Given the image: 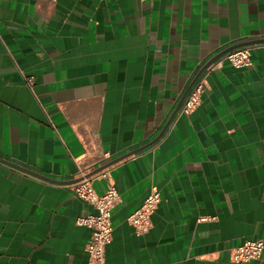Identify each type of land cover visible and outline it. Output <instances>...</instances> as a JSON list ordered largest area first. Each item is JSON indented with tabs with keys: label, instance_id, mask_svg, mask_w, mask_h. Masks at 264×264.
Here are the masks:
<instances>
[{
	"label": "crops",
	"instance_id": "crops-1",
	"mask_svg": "<svg viewBox=\"0 0 264 264\" xmlns=\"http://www.w3.org/2000/svg\"><path fill=\"white\" fill-rule=\"evenodd\" d=\"M260 40L264 0H0V157L72 181L0 161V264H93L79 191L111 186L105 264H237L264 240V41L167 123L207 60ZM152 187L139 234L127 217Z\"/></svg>",
	"mask_w": 264,
	"mask_h": 264
},
{
	"label": "built area",
	"instance_id": "built-area-1",
	"mask_svg": "<svg viewBox=\"0 0 264 264\" xmlns=\"http://www.w3.org/2000/svg\"><path fill=\"white\" fill-rule=\"evenodd\" d=\"M255 44L242 45L225 52L222 55L214 56L207 60L181 104L177 114L169 121L170 129L174 126L176 119L181 115H189L202 103L206 90L209 74L222 67L225 62H230L236 68H247L252 65L249 55L250 49ZM32 84V79L28 80ZM106 156H109L106 153ZM80 195L89 201L96 212L77 219L81 225L91 229L90 240L86 245L93 264H105L106 247L113 239L112 209L119 202L120 194L115 186H111L103 195H98L92 188H85L79 191ZM161 201V191L152 187L143 203L128 217L127 221L139 234L152 227V214L155 212ZM206 218L201 217L200 220ZM264 256V240L246 239L242 244L233 247L231 259L237 264H243L251 260H261Z\"/></svg>",
	"mask_w": 264,
	"mask_h": 264
},
{
	"label": "water",
	"instance_id": "water-1",
	"mask_svg": "<svg viewBox=\"0 0 264 264\" xmlns=\"http://www.w3.org/2000/svg\"><path fill=\"white\" fill-rule=\"evenodd\" d=\"M263 41H264V40H260V41L252 42L251 44H253V43H259V42H263ZM247 44H249V43H242V44H239V45H235V46L231 47L229 50H232V49H234V48H237V47L242 46V45H247ZM229 50H226V51H224V52H222V53H219V54L216 55V56L222 55V54H224L225 52H227V51H229ZM199 74H200V73H199ZM196 80H197V77H196V78L193 80V82L190 84V86H189L187 92L183 95L180 104L177 106V108L175 109V111H174V112L172 113V115L170 116L169 121H170V120H171V119L177 114V112H178V110H179L181 104L183 103L185 97H186L187 94L189 93L190 89L192 88V86L194 85V83H195ZM169 121H168V123H169ZM168 123H167V124H168ZM162 133H163V132H162ZM161 135H162V134H161ZM140 150H142V148L138 149L137 151H134L133 153L125 154V155L121 156L119 159H117L116 161L122 160L123 158H126L127 156H130L131 154H134L135 152H138V151H140ZM0 161L3 162V163H5V164H7V165H10V166H12V167H14V168H17V169L23 170V171H25V172H27V173H30V174L33 175V176L40 177V178H42V179H44V180H46V181H50V182H54V183H66V182L68 183V182H72V181H58V180H56V179H52V178L46 177V176H44V175H41V174L37 173L36 171H34V170H32V169L25 168V167H23V166H21V165H19V164H17V163H13V162L7 161L6 159H4V158H2V157H0ZM116 161H114V162H116ZM114 162H113V163H114Z\"/></svg>",
	"mask_w": 264,
	"mask_h": 264
}]
</instances>
